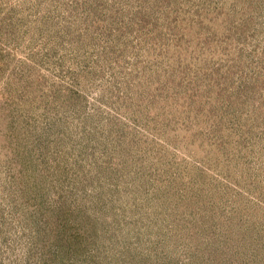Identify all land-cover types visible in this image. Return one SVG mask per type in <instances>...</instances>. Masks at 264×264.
<instances>
[{"label": "rangeland", "instance_id": "rangeland-1", "mask_svg": "<svg viewBox=\"0 0 264 264\" xmlns=\"http://www.w3.org/2000/svg\"><path fill=\"white\" fill-rule=\"evenodd\" d=\"M0 264H264V0H0Z\"/></svg>", "mask_w": 264, "mask_h": 264}]
</instances>
